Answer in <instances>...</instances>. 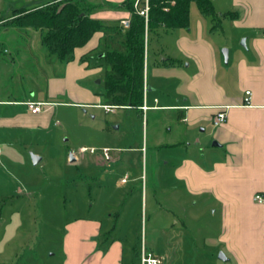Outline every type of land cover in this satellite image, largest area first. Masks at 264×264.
Masks as SVG:
<instances>
[{"label":"crops","instance_id":"0c3cea01","mask_svg":"<svg viewBox=\"0 0 264 264\" xmlns=\"http://www.w3.org/2000/svg\"><path fill=\"white\" fill-rule=\"evenodd\" d=\"M87 1L97 5L119 4L125 0ZM217 2H221L222 9L217 16L230 15L223 17L218 26L214 21L198 20L185 29L171 32L158 29L146 36L147 58H150V39H160L162 32L168 35L167 56L159 62L161 52L153 50L152 58L156 69L169 67L172 74L168 80L173 81L174 87L150 85L146 76L150 65H146L145 104L149 109L137 110L145 123L144 145L112 150L114 157L124 150L140 152L143 170L140 178L144 179L142 205H145L143 192L150 188L153 202L161 212L157 217L163 214L169 217L170 227L168 224L163 225L164 229L158 228V240L147 248L162 264H264V207L254 201V195L264 191V0H212L214 7ZM12 5L14 10L16 2ZM37 7L40 6H21ZM130 16L124 10L104 8L92 18L113 23ZM106 39L104 33H96L85 47L75 50L72 61L61 62L62 77L48 80L46 100L0 98V161L7 141L2 133L14 137L21 130H48L52 126L55 111L49 99L69 92L80 101L78 105L89 106L88 101L94 97L82 88L88 86L80 82L93 71L90 62H83V58L94 54L103 57L111 49ZM224 50H227V60ZM177 73L182 77L175 76ZM165 89L167 94L162 93ZM247 90L252 92L251 106H243ZM28 101L48 104L41 113L32 114L24 104ZM221 108L226 109L227 120L216 127L213 119ZM149 131L153 145L151 156ZM160 151L165 153L161 158ZM94 156V166L100 175L106 164L100 160V153ZM115 159L106 169L117 178L115 190H121L130 180L139 177L131 179V172L123 167L121 158ZM94 174H90L94 179L92 186L99 182ZM114 201L119 206L125 203L122 197ZM197 208L201 210L200 216L204 215L199 223L201 248L218 249L216 254L204 250L192 256L189 251L183 234L193 232L198 225L194 219L199 216L193 212L188 217L186 213ZM115 211V206L107 211L105 217L109 224L106 226L102 218L77 219L68 224L62 239V264H140L141 249H126L124 241L115 236L121 217ZM181 211L183 216L179 214ZM161 232L168 234L166 248L160 245ZM220 253L225 255V261L219 259ZM203 254L208 255L199 261Z\"/></svg>","mask_w":264,"mask_h":264},{"label":"rangeland","instance_id":"374dc122","mask_svg":"<svg viewBox=\"0 0 264 264\" xmlns=\"http://www.w3.org/2000/svg\"><path fill=\"white\" fill-rule=\"evenodd\" d=\"M50 1L54 0H0V98L46 100L48 80L62 77L64 66L42 45L43 32L12 25L16 20V16H12L13 2L20 9L21 6L33 8ZM220 3L217 2L216 7L213 5L216 15L222 10ZM198 20L213 22L212 16L203 15L197 4L192 3L190 23L195 24ZM160 35V39H150V58L146 63L150 66L149 70L146 69V76L150 85L174 87L173 81L168 80L172 74L169 67L162 66L158 70L154 66L153 50L162 53H159V62L167 54L168 35L163 32ZM106 37L111 49H121L118 38ZM90 70L93 73L80 82L88 86L82 88L89 90L94 97L88 101L89 106L78 105L80 101L67 91L65 95L49 99L53 102L55 116L48 130H21L14 137L2 133L7 141H4L6 150L0 161L1 264H62V239L66 226L77 219L91 218L105 219L103 224L106 226L109 221L105 216L111 206H115L121 215L115 236L124 241L126 249H140L143 243L150 249L158 240L157 231L170 222L167 214L157 217L161 212L153 202L150 188L143 192L145 205H142L144 179L140 178L143 172L140 152L124 150L115 157L113 155V158H121L123 167L131 172V179L139 177L130 180L121 190H115L117 178L110 175L107 164L103 165V172L98 175L96 157L79 153L81 147L99 149L107 146L116 150L142 148L144 145L145 123L140 112L134 109L106 112L103 109L104 98L99 95L105 92V78L109 69L106 66L97 67L95 61L91 60ZM178 75L182 77V74H175ZM71 88L72 92H76ZM29 91H33V94ZM167 92V89L162 91L163 94ZM78 96L84 99L83 95ZM169 113H166L167 116ZM197 133L200 135V131ZM150 139L149 131V156L153 150ZM164 154V151H160V158ZM32 155L43 160L34 165ZM71 156L75 162H71ZM151 166L149 157V179ZM90 174L99 179L97 185L92 186L94 179ZM120 197L125 201L122 206L114 203ZM193 212L199 216L194 219L198 225L195 224L192 233L183 234L191 255L204 250L216 254L218 249L201 248L203 240L200 238L199 223L204 215L202 213L200 216L201 210L197 208L196 211L188 210L186 216L190 217ZM179 214L183 216L184 211ZM161 236L163 241L160 245L166 248L168 234L164 232ZM205 255L208 254L199 257V261H204Z\"/></svg>","mask_w":264,"mask_h":264},{"label":"trees","instance_id":"16d2710c","mask_svg":"<svg viewBox=\"0 0 264 264\" xmlns=\"http://www.w3.org/2000/svg\"><path fill=\"white\" fill-rule=\"evenodd\" d=\"M135 1L96 5L87 0H54L34 9L12 10V16H16L12 25L43 32L42 45L64 63L72 61L75 50L85 47L96 33L118 38L121 49H107L101 58V54L88 55L83 62L92 60L97 67L106 66L109 69L105 78V92L99 95L104 98V105L139 110L144 105L145 86L148 87L145 84L149 46L146 36L158 29L173 31L188 28L192 3L197 4L203 15L212 16L215 26L223 17L230 15L217 16L212 0H153L146 31L144 20L134 13ZM104 8L129 12L130 27L125 29L121 21L107 23L92 18L94 13Z\"/></svg>","mask_w":264,"mask_h":264},{"label":"built area","instance_id":"2783aa9c","mask_svg":"<svg viewBox=\"0 0 264 264\" xmlns=\"http://www.w3.org/2000/svg\"><path fill=\"white\" fill-rule=\"evenodd\" d=\"M152 2L153 0H136L134 3V13L141 17L146 26V31L148 30V24L150 21V13H151V8H152ZM165 10H167L165 8ZM131 17V16H130ZM130 17L125 18L121 21L122 26L125 29H128L130 27ZM146 86H145V98H146ZM144 98V99H145ZM28 110L32 114H39L43 111L44 107L48 103H41V102H35V101H28L24 103ZM252 105V92L250 90L245 91V97L243 99V106H251ZM103 109H105L106 112H114L118 108L115 106L111 105H105L103 106ZM149 108L145 104L144 100V105L142 107V110L146 112ZM227 120V112L225 108L219 109L217 112L216 116L213 119V125L214 126H220L223 125ZM0 151H1V146H0ZM79 153L84 155L86 153H89L91 155H95L97 153H100V160L104 164H111L114 162L113 154H112V149L104 147L101 149H96V148H86V147H81L79 149ZM254 201L258 205L264 207V191L257 192L254 195ZM140 264H162V260L156 256H154L148 249L145 247L144 243L141 246V252H140Z\"/></svg>","mask_w":264,"mask_h":264},{"label":"water","instance_id":"95a60500","mask_svg":"<svg viewBox=\"0 0 264 264\" xmlns=\"http://www.w3.org/2000/svg\"><path fill=\"white\" fill-rule=\"evenodd\" d=\"M245 41H243L242 43H244ZM223 54L225 56V59L227 60L228 56H227V50H224L223 51ZM214 145H217L216 143H214ZM41 157H38V156H35V155H32V161H33V164L34 165H37L41 162ZM71 162H75V158L73 156H71ZM219 259L225 261L226 260V257L223 253H220L219 255Z\"/></svg>","mask_w":264,"mask_h":264}]
</instances>
